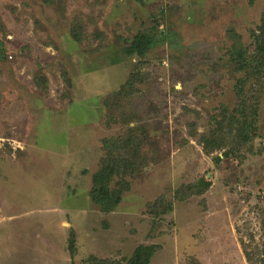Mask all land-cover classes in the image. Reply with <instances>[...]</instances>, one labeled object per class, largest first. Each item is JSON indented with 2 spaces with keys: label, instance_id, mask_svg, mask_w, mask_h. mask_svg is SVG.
Returning a JSON list of instances; mask_svg holds the SVG:
<instances>
[{
  "label": "rangeland",
  "instance_id": "rangeland-1",
  "mask_svg": "<svg viewBox=\"0 0 264 264\" xmlns=\"http://www.w3.org/2000/svg\"><path fill=\"white\" fill-rule=\"evenodd\" d=\"M263 15L264 0H0V264H126L139 247L148 264H264V68L237 59ZM107 140L122 193L104 212L89 192Z\"/></svg>",
  "mask_w": 264,
  "mask_h": 264
},
{
  "label": "trees",
  "instance_id": "trees-1",
  "mask_svg": "<svg viewBox=\"0 0 264 264\" xmlns=\"http://www.w3.org/2000/svg\"><path fill=\"white\" fill-rule=\"evenodd\" d=\"M261 23L264 25V15L262 16ZM259 28V27H258ZM257 28V29H258ZM253 42L255 49L253 54H248L246 51L239 52L237 59L240 67L245 70L251 69L254 72H250L251 76L263 77V68H264V27L260 28L259 31L252 33ZM153 43L152 37L147 34L138 33L134 36L131 43V51L136 52L137 54L144 53L147 48ZM246 80H240L239 83L242 85ZM239 96L243 95L242 90H239ZM245 97V96H243ZM248 134L242 135L243 139L248 140ZM110 140L104 142L105 156L101 160V165L99 169L91 177V189L89 192L90 198L93 203L99 206L101 211L108 212L114 209L116 204L121 199L120 191H115L110 188L111 181L113 176L118 169L120 160H115L116 157H113L108 144ZM217 146H214L216 149ZM213 149V148H212ZM230 154L228 152L224 153V158L228 157ZM118 157V156H117ZM153 247H139L135 250L134 255L126 261V264H148L151 256L153 254ZM69 253L72 256L74 254V238L71 236L69 241ZM85 264H118L108 260H101L94 256H89L85 260Z\"/></svg>",
  "mask_w": 264,
  "mask_h": 264
}]
</instances>
